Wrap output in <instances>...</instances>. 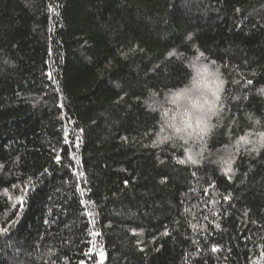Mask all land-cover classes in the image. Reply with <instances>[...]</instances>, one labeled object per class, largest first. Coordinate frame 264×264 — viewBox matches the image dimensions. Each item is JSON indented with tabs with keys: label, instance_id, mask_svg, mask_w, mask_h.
Segmentation results:
<instances>
[{
	"label": "trees",
	"instance_id": "1",
	"mask_svg": "<svg viewBox=\"0 0 264 264\" xmlns=\"http://www.w3.org/2000/svg\"><path fill=\"white\" fill-rule=\"evenodd\" d=\"M262 89L264 0H0V264H264Z\"/></svg>",
	"mask_w": 264,
	"mask_h": 264
},
{
	"label": "snow or ice",
	"instance_id": "2",
	"mask_svg": "<svg viewBox=\"0 0 264 264\" xmlns=\"http://www.w3.org/2000/svg\"><path fill=\"white\" fill-rule=\"evenodd\" d=\"M248 83L251 84L252 82L251 81H248ZM261 91H264V89H262ZM182 95L187 96L188 94L185 93V94H182ZM190 103H191V106H192V108L194 110H198V111H195L196 114L194 116V120L196 122V128L199 129L200 126H201V124L203 123V119H204L203 110L200 107V102L199 101H192ZM191 127H192V117L190 116L189 119L184 122L183 129H181L180 127H176V132L179 133L182 130H185L186 131L188 128H191ZM260 136H261V145L264 146V133H260ZM197 137L199 139H202V137L199 135V133H197ZM251 151H254L255 152V151H258V149L256 147H253L251 149ZM202 153H203V149H202L201 152L194 153V154H192L189 157V159L191 160L192 164H196L198 162L196 158L197 157H201L202 156ZM57 161L59 162V157H57ZM232 162H233V159L231 157L227 161H225V163L228 165V168H227V170L225 172L226 175H227L228 172H231L232 171V169H231V163ZM181 163H183V161H181ZM217 227H219V225H217ZM213 251H216V249H213Z\"/></svg>",
	"mask_w": 264,
	"mask_h": 264
},
{
	"label": "clouds",
	"instance_id": "3",
	"mask_svg": "<svg viewBox=\"0 0 264 264\" xmlns=\"http://www.w3.org/2000/svg\"><path fill=\"white\" fill-rule=\"evenodd\" d=\"M184 107H186V111L183 113V115L185 117H187L188 119L191 116L192 117V122L194 123V121H195L194 120V116L196 114L195 113V110L192 108L191 104H187ZM188 119H186V120H188ZM178 127H180L181 129H183L184 124H180ZM175 131H176V129H175ZM185 132H186L185 130H182L179 133L177 132L178 135H170L169 139L173 143H175L178 147H181V148L185 146V145H183V144L180 143L181 140H184V141L189 142V144H188L189 147L199 148V144L197 143V141L199 140V138L196 136V134L193 132V133H191L189 135H185ZM195 153H198V151L195 152ZM215 163L217 164V166H222V163H223L222 158L218 157L215 160Z\"/></svg>",
	"mask_w": 264,
	"mask_h": 264
}]
</instances>
